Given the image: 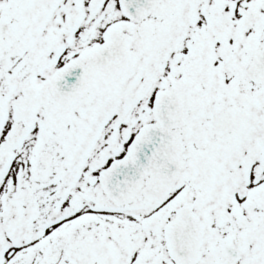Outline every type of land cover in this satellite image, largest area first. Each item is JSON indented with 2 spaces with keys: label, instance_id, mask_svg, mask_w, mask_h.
I'll return each instance as SVG.
<instances>
[{
  "label": "snow or ice",
  "instance_id": "6c2138e0",
  "mask_svg": "<svg viewBox=\"0 0 264 264\" xmlns=\"http://www.w3.org/2000/svg\"><path fill=\"white\" fill-rule=\"evenodd\" d=\"M0 264H264V0H0Z\"/></svg>",
  "mask_w": 264,
  "mask_h": 264
}]
</instances>
